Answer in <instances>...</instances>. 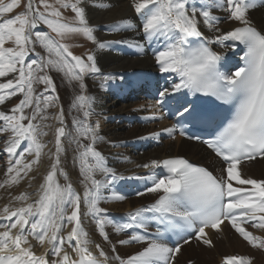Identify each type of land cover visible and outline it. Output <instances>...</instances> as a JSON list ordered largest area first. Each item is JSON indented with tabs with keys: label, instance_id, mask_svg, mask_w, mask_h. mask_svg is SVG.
Instances as JSON below:
<instances>
[{
	"label": "snow or ice",
	"instance_id": "obj_1",
	"mask_svg": "<svg viewBox=\"0 0 264 264\" xmlns=\"http://www.w3.org/2000/svg\"><path fill=\"white\" fill-rule=\"evenodd\" d=\"M86 3L89 0H0V153L7 157L0 188L19 185L25 178L30 186L36 179L30 176L35 166L45 154L50 159L34 198L28 192L9 193V203L0 207V264H175L181 244L170 246L169 233L181 239L187 234L185 245L194 233L198 242L211 247L213 241L206 229L220 231L225 222L247 245L264 249V179L245 178L238 167L242 161L264 158V32L248 17L257 0H131L139 24L127 18L113 22V32L135 28L149 46L159 45L154 49L159 72L178 78L171 90L159 91L157 108L164 107L166 97L172 98L182 109L177 115L193 125L210 123L213 117L207 108L188 100L189 95L212 97L231 109L223 127L203 141L226 164L220 176L182 156L138 165L150 174L134 177L147 185L136 195L155 194L156 198L127 212L124 222L115 221L100 206L104 201L125 199L121 190L113 189L117 179L125 177H117L108 167L106 157L96 147L104 139L99 122H90L95 98L86 94L85 78L97 76L101 70L94 53L86 58L76 55L66 42L82 36L104 50L124 41L98 40ZM89 6L107 9L112 5L95 0ZM68 12L72 15H66ZM222 18L240 26L221 32L217 25ZM201 24L219 34L204 38ZM209 45L225 50L243 46V66L221 71L226 51L222 54ZM130 46L141 47L138 42ZM38 47L41 52H37ZM52 72L61 73L70 83L78 82L79 94L71 100L67 113H77L70 125L63 105L58 103ZM12 99L17 102L5 108ZM158 118L155 113L147 117ZM46 129H54V151L47 153L48 142L42 140L49 135ZM161 131L172 135L177 126ZM180 135H186L182 127ZM159 137V132H152L140 139ZM72 145L82 191L73 186L62 166V157L66 158ZM105 192L109 194L105 196ZM85 221L94 226L102 243L90 237ZM153 223L155 231L149 232ZM249 225L261 234L249 231ZM109 227L118 237L115 243ZM33 241L44 248L42 253L37 254ZM130 244L140 247L130 254L117 251V245ZM219 264H253V259L228 254Z\"/></svg>",
	"mask_w": 264,
	"mask_h": 264
},
{
	"label": "bare ground",
	"instance_id": "obj_2",
	"mask_svg": "<svg viewBox=\"0 0 264 264\" xmlns=\"http://www.w3.org/2000/svg\"><path fill=\"white\" fill-rule=\"evenodd\" d=\"M92 2H95V0H89V3H86L84 6L87 9L89 23L96 27L94 34L97 39L100 41H124L122 43H113L109 48L104 50L97 49L96 45L92 42L93 53L96 55L97 64L101 71L97 76L87 77L88 79L85 78V83L87 85L86 94L95 98V102L93 104L94 115L90 118V122L93 125H95L96 122H99V134L104 138L102 142L96 145V147L106 157L108 167L115 170L117 177H125V179H117L116 182L130 180L134 177H146L150 174L149 169L138 167V165L148 163L152 159H163L171 156H185L194 162L206 164L214 170H216L217 167L220 168L222 165H220L219 160L213 157L209 151L202 147V145L181 139L179 137L166 141L160 147L142 149L139 152L134 150V148L139 146L140 142L143 140L140 139V137H146L149 133L164 129L167 124L166 122L161 121L151 123L150 125L143 124V126H139L136 119L140 118L144 120L143 117H145V115L150 117V113L142 111L145 105H142L140 101L131 102L128 98H123V90H120L122 87L121 83L123 80H126V82H131V84H133L141 80L155 78L159 72V68L154 59V49L158 48L159 45L153 43L149 46L143 35L135 28L121 32H113L111 30L113 22L122 18L129 19L134 25L139 24V17L130 6L131 0H104L105 3L112 5L107 9L89 6ZM201 2H204V0H201ZM214 14L222 16V13L219 11H215ZM248 17L254 26L260 28L264 32V0H257V7L249 11ZM217 26L220 28L221 32H225L239 26V24L238 22L228 21L227 19L222 18ZM201 31L203 33V37L207 39H211L215 35L219 34L210 31L202 24ZM134 42H138L141 47H131L130 45ZM212 46L217 52H221L222 54L225 51L226 55L237 54V51L234 53L235 50L221 49L219 45ZM52 76L56 82L57 74H53ZM105 77H108V79L105 80ZM176 82H178V78H169V83ZM56 84L58 87L57 90L60 96V101L64 105L63 107L67 117L66 121L70 125L72 116L77 113L75 110L72 111L71 115H67V113L69 111L71 100L75 95L79 94L78 82L73 81L70 83L66 80V84H69L70 86L68 87L73 88V91L71 90L72 94H70L71 92L67 93L66 90L63 91L58 82H56ZM113 91H118L120 96L111 98V93ZM51 122L52 121H48V123ZM46 131H49V135L45 136L43 139L48 137L49 147L44 150L45 153H47L49 149L54 151L52 143L54 140V129H47ZM124 144L131 145L134 155L131 154V149H127L122 146ZM112 146H117L116 150L111 149ZM0 147H2V143H0ZM74 148L75 145H72L67 152L66 158L62 157V166L68 172L73 186L76 187L77 190L82 191V187L80 186L78 180V169L73 163ZM263 159L264 158L261 157L259 159L255 158L253 161H243L238 166L239 170L245 178L250 177L258 180L264 179ZM6 160V154L0 153V183H3V180L5 179L4 172L6 170ZM251 162L259 163L255 164V166L246 165ZM49 165V156L45 154L39 165L35 166V170L30 173V176L36 177L35 180L31 181L30 186L27 178H25L19 185L12 186L10 188H0V207L9 203L11 198L9 193H11V196H15L20 192L29 193L32 189L35 191L41 181L42 175L48 170ZM39 167H41L39 170L40 172L38 171ZM61 182L63 183L62 178ZM113 189H115L114 186ZM122 193L125 195V199L123 201H104L100 205L101 207L107 209L112 218L118 219L124 211L134 210V208L139 205H143L145 201H152L156 198L155 194H145L143 196L133 198V196L129 195L126 191ZM31 197L34 198L35 194ZM118 213H120V215ZM226 224L227 223L225 222L221 225L222 235L215 233V230L206 229L208 237L213 241V246L209 247L203 245L201 242L192 241L187 245H183V250L181 247L182 256L189 255L193 258L195 257L197 259L195 260L196 264H199L201 263L200 261H202L203 257L212 260L216 257V254L225 256V247L228 248L232 246L236 248L239 247L242 254L252 257L253 264H264V249H254L247 245V243L240 238L233 229H230V227L226 228V226H224ZM85 226L90 233V237L95 242L102 243L101 238L95 232L94 226L88 221H85ZM251 229V227H248L249 231H251ZM67 230L68 228L65 229V231ZM107 231L109 232L113 243H115L118 238L117 235L113 234L110 227ZM253 232L257 235L261 234L256 230ZM33 243L36 244L35 241H33ZM103 246L106 250H108V245L104 244ZM139 247L140 245L138 244L125 246L117 245V251L121 255L124 253L130 254L133 251L138 250ZM35 251L37 254H40L44 251V248L36 244ZM219 258H222V256H219ZM220 260L221 259H219V261Z\"/></svg>",
	"mask_w": 264,
	"mask_h": 264
},
{
	"label": "rangeland",
	"instance_id": "obj_3",
	"mask_svg": "<svg viewBox=\"0 0 264 264\" xmlns=\"http://www.w3.org/2000/svg\"><path fill=\"white\" fill-rule=\"evenodd\" d=\"M66 15H72L70 12H68V13H66ZM41 30H43V29H41ZM67 43H69L70 45H71V51L74 53V54H76V55H81V56H83V57H85L86 58V56H87V54L88 53H93V43L91 42V41H88L86 38H84V37H82V36H77V37H74V38H72V39H69V40H67L66 41ZM92 48V49H91ZM37 52H41V49L38 47L37 48ZM35 58H38V57H35ZM53 74H57V80H56V82H58L59 83V86L61 87V89L64 91V90H66L67 91V93H69V92H71L70 94H72V91H73V88L71 87V88H69L70 86H69V84L67 85L66 84V79H64L63 78V75L61 74V73H58V72H52L51 73V75H53ZM88 78L89 77H91V76H87ZM86 77V79H88ZM59 79V80H58ZM65 86V87H64ZM67 86V87H66ZM69 86V87H68ZM72 86H74V85H72ZM42 87V86H41ZM58 88V87H57ZM67 88V89H66ZM69 90V91H68ZM72 90V91H71ZM71 97V96H70ZM17 102V100L16 99H12V100H10L7 104H6V106H5V108H10L13 104H15ZM58 103H60V104H62L61 103V101H59ZM63 105V104H62ZM64 106V105H63ZM56 111V109H51L50 110V112H55ZM67 118V117H66ZM51 123H55L54 121H52ZM56 126H58V125H56ZM47 130V129H46ZM44 138V137H43ZM42 138V140L43 141H45V142H48V137L46 138V139H43ZM122 146H124V145H122ZM49 147V144H48V146H47V148ZM116 147L117 146H112L111 147V149H115L116 150ZM125 148V147H124ZM132 148V147H131ZM131 153H133L132 151H131ZM29 158H31V157H29ZM263 162H264V159L262 160ZM257 163H259V162H251V163H249V164H246V165H250V166H255V164H257ZM41 169V167H39L38 168V171ZM216 170H218V171H220V168H216ZM40 172V171H39ZM262 178V177H261ZM27 180H28V182H29V179L27 178ZM135 180H138V179H135ZM23 190V189H22ZM33 191V192H32ZM32 191L31 192H29L30 194H31V196H33L34 194H35V191L32 189ZM142 192V191H141ZM105 195H108L109 193L108 192H105L104 193ZM134 194H136V193H134ZM136 197H139V196H137V195H135V196H133V198H136ZM154 200H152V201H145L144 202V204L145 203H149V202H153ZM141 205H139L138 207H140ZM138 207H136V208H138ZM135 209V208H134ZM127 212H129V211H124L123 213H127ZM119 215H120V213H118ZM247 227H251L250 225L249 226H247ZM230 229H231V227H230ZM251 231H254V229H251ZM215 233H217V231H215ZM218 234H220V235H222V231H220V232H218ZM194 241V240H193ZM195 241H197V240H195ZM194 241V242H195ZM190 242H192V241H190ZM134 245V244H133ZM225 247V246H224ZM183 248L184 247H182V250H183ZM182 250H181V252L180 253H178V255H177V258H176V260H175V262H176V264H196V261L195 260H197L195 257L193 258L192 256H189V255H187V256H185V255H183L182 256ZM183 252H185V251H183ZM225 253H226V255H228V254H242L241 253V250H240V248L238 247V248H236V247H232V246H230V247H228V248H226L225 247ZM185 254V253H184ZM216 257H214L212 260H210V259H208V258H206V257H203L202 258V261H200L201 263H199V264H218L220 261H219V259H222L224 256L223 255H221V254H216L215 255ZM219 256H222V258H219Z\"/></svg>",
	"mask_w": 264,
	"mask_h": 264
}]
</instances>
